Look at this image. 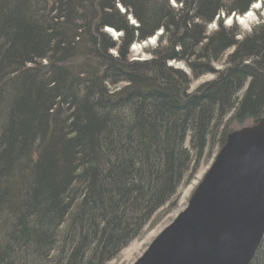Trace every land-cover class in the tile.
Listing matches in <instances>:
<instances>
[{
    "label": "trees",
    "instance_id": "trees-1",
    "mask_svg": "<svg viewBox=\"0 0 264 264\" xmlns=\"http://www.w3.org/2000/svg\"><path fill=\"white\" fill-rule=\"evenodd\" d=\"M258 2L0 0V264H108L264 117V20L224 27Z\"/></svg>",
    "mask_w": 264,
    "mask_h": 264
},
{
    "label": "water",
    "instance_id": "water-1",
    "mask_svg": "<svg viewBox=\"0 0 264 264\" xmlns=\"http://www.w3.org/2000/svg\"><path fill=\"white\" fill-rule=\"evenodd\" d=\"M264 240V117L230 133L189 201L135 264H251Z\"/></svg>",
    "mask_w": 264,
    "mask_h": 264
},
{
    "label": "rangeland",
    "instance_id": "rangeland-1",
    "mask_svg": "<svg viewBox=\"0 0 264 264\" xmlns=\"http://www.w3.org/2000/svg\"><path fill=\"white\" fill-rule=\"evenodd\" d=\"M250 13L252 15L247 17L245 21H243L242 19L240 20L241 16H231L230 18H225L224 27L229 29L233 24H235L241 31L242 36L245 34H249L254 26L258 25L262 20H264V0H261V3L258 2L254 4L252 6V9L250 10ZM246 15L242 17H245ZM221 18L223 19V16H221ZM217 28L218 25H209V35L215 33ZM111 32L114 33V39L118 40L117 37L120 36V34L118 32H115V30ZM157 35L159 36L161 35V33H158ZM156 44L157 39L154 37V39H149L145 43L133 45V47L131 48V61L141 62L149 60L151 58L150 51L156 47ZM169 66H172L173 68L184 71L186 73L190 72L188 66L183 63L172 62L169 64ZM225 66L226 56H224V58H222L219 63L213 64V70L217 72L224 69ZM214 79V74L202 76L192 83L191 91L193 92L197 90L198 87L203 86L204 84H207ZM234 130L237 131L240 129L238 127H235ZM223 146L217 145L214 147H210V149L207 150V153L205 154L206 156L203 157L197 168L192 171L182 182L172 201L165 207L160 209L152 218L150 223L140 233V235L108 264H135L146 253L150 245L161 235V233L170 225H172L178 218V216L188 208L190 199L192 198L196 189L202 183L205 175L209 172L212 165L215 163L216 157Z\"/></svg>",
    "mask_w": 264,
    "mask_h": 264
},
{
    "label": "bare ground",
    "instance_id": "bare-ground-1",
    "mask_svg": "<svg viewBox=\"0 0 264 264\" xmlns=\"http://www.w3.org/2000/svg\"><path fill=\"white\" fill-rule=\"evenodd\" d=\"M252 14L249 12L245 17H240V20L242 19L243 21L246 20L247 17L251 16ZM244 18V19H243Z\"/></svg>",
    "mask_w": 264,
    "mask_h": 264
}]
</instances>
